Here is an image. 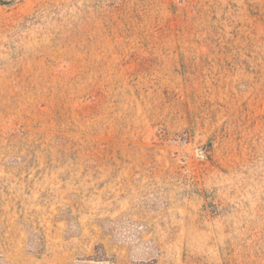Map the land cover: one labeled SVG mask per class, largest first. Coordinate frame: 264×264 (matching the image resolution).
Segmentation results:
<instances>
[{"label": "rangeland", "instance_id": "rangeland-1", "mask_svg": "<svg viewBox=\"0 0 264 264\" xmlns=\"http://www.w3.org/2000/svg\"><path fill=\"white\" fill-rule=\"evenodd\" d=\"M0 264H264V0H0Z\"/></svg>", "mask_w": 264, "mask_h": 264}]
</instances>
